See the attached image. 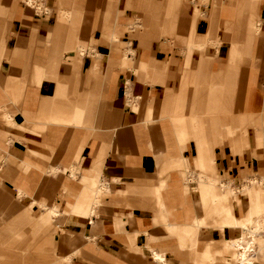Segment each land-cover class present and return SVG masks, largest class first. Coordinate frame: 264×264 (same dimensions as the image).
Masks as SVG:
<instances>
[{
	"label": "crops",
	"instance_id": "obj_1",
	"mask_svg": "<svg viewBox=\"0 0 264 264\" xmlns=\"http://www.w3.org/2000/svg\"><path fill=\"white\" fill-rule=\"evenodd\" d=\"M27 1L0 0V264H199L204 248L235 264L228 245L264 211V0L232 17L235 0ZM232 85L236 115L191 135L183 114L210 90L227 110ZM219 180L238 199L222 220Z\"/></svg>",
	"mask_w": 264,
	"mask_h": 264
},
{
	"label": "bare ground",
	"instance_id": "obj_2",
	"mask_svg": "<svg viewBox=\"0 0 264 264\" xmlns=\"http://www.w3.org/2000/svg\"><path fill=\"white\" fill-rule=\"evenodd\" d=\"M33 0H28L27 2L28 3H31ZM127 1V0H125ZM134 2V1H132ZM137 2V1H136ZM141 4L142 1H139ZM223 2V1H222ZM129 3L131 4V0H129ZM236 3H237V0H235V4L234 6H232L231 8V17L233 16L234 14V10H235V6H236ZM134 5V4H133ZM143 6V5H142ZM154 11H156L154 9ZM157 12V11H156ZM152 13V12H151ZM152 15V14H151ZM155 15V14H154ZM153 17V16H152ZM151 17V18H152ZM156 17V16H155ZM150 18V17H149ZM148 18V19H149ZM154 19V18H153ZM152 19V20H153ZM151 20V19H150ZM149 20V21H150ZM150 23V22H149ZM151 23H153V21H151ZM217 46V45H216ZM129 52H132L133 50H128ZM133 53V52H132ZM255 62V61H254ZM255 64V63H254ZM239 75V73H238ZM237 75V76H238ZM227 94H229V96H231V98L233 99L234 95H235V90L233 89H225L224 90ZM224 92V93H225ZM234 106V105H233ZM255 122V121H254ZM255 126V125H254ZM256 133V132H255ZM256 137V136H255ZM262 145V144H261ZM184 160V159H183ZM203 173H201L202 175ZM195 177L193 175H190L188 177V180L190 181H193ZM205 179V177L203 178ZM196 180V179H195ZM189 181V182H190ZM197 181V180H196ZM199 181V179H198ZM204 182V181H203ZM212 182V181H210ZM224 182V181H223ZM206 183V182H205ZM258 183V180L257 179H253L251 178V180L248 182V184H244L243 185V191H249V190H254L255 185ZM207 184V183H206ZM214 184H218L220 185L222 188V193L221 194H214L213 192V188H212V185L214 186ZM214 184H211V188H210V191L211 192V195H212V203L214 204V202L216 201V203L218 204L219 206V209H220V215L219 213L216 212L215 214V217L216 218H221L224 219V217L226 216V213L228 214L229 212H232L234 211V208H235V205L236 203L238 202V199H237V189H230L228 190L225 186L224 183H221L220 180L215 182ZM263 183L261 182V185ZM201 185H204L203 183H201ZM264 185V184H263ZM209 186H210V183H209ZM215 187V186H214ZM106 191L107 190V186L106 184L104 183L101 188H100V191ZM220 192V191H218ZM256 192V191H255ZM249 194V193H248ZM232 198V201H233V205L231 204V201L229 202L228 199L229 198ZM259 197H261V195L259 194ZM250 201V200H249ZM251 202V201H250ZM93 203V202H92ZM95 203V202H94ZM262 203V202H260ZM96 204V203H95ZM255 204V203H254ZM250 205V204H249ZM256 207V206H255ZM257 209V208H256ZM249 210V209H248ZM52 212L53 213H56V212H59V210H55V209H52ZM96 212V208H92L91 206L89 207L88 209V213H89V216H93ZM163 218V217H162ZM226 218V217H225ZM244 218V217H243ZM168 219V218H167ZM203 219V218H202ZM245 219V218H244ZM258 219V215L257 217L255 216V218L252 217L251 213L249 214L247 220H244V222L240 225V230H241V235L238 239H234L228 246L230 249L233 250V256L235 258V264H253L255 259L256 258V254L261 250V249H264V239H259L257 237L254 236V228L252 227V223ZM196 220V219H195ZM199 220V219H198ZM205 220V219H204ZM221 220L219 221V223H221ZM207 221V220H205ZM257 221V220H256ZM255 221V222H256ZM90 223H92V220L89 221ZM197 222V221H196ZM181 224V223H180ZM200 224V223H199ZM179 225V223H178ZM178 225L176 224V227H178ZM202 225V224H200ZM205 225V224H204ZM207 225V224H206ZM228 225V224H227ZM261 225L263 226V229H264V211L262 212V217H261ZM175 227V226H173ZM175 227V228H176ZM196 227V226H195ZM201 227V226H200ZM199 226H197V228L199 229H202L200 228ZM187 229V228H185ZM183 231V230H182ZM191 231V230H190ZM193 232V231H191ZM195 237V236H194ZM187 239V238H186ZM182 240V238H181ZM184 240V239H183ZM191 240V239H190ZM193 240V239H192ZM190 242V241H189ZM193 243V241L191 242ZM189 243V244H191ZM190 249V248H189ZM223 250V249H222ZM198 252L199 251H196L195 252V257L198 255ZM216 253L215 254H218V250L215 251ZM209 250L208 248H204L201 252H199L200 254V261H198V259L196 258V263L198 262L199 264H215L214 263V259H212L211 257H209ZM149 259L153 262H155L156 264H165L166 263V257H165V254L162 253L161 251H157V250H152L149 254ZM221 261L224 260V258L222 259V257H220ZM205 260H209V262H205ZM228 260V259H227ZM230 260V259H229ZM60 261H64V262H69L70 264V258H65V257H62V260ZM170 263V262H169ZM226 264H230V263H226Z\"/></svg>",
	"mask_w": 264,
	"mask_h": 264
},
{
	"label": "rangeland",
	"instance_id": "obj_3",
	"mask_svg": "<svg viewBox=\"0 0 264 264\" xmlns=\"http://www.w3.org/2000/svg\"><path fill=\"white\" fill-rule=\"evenodd\" d=\"M43 1H44V3H48L46 0H43ZM202 1H204V0H202ZM39 3H40L39 0H37V1L34 0L33 5H35V7H36V5L39 4ZM40 4H41V7H43L42 3H40ZM37 11L39 12V10H37ZM248 12H249L250 15H252V14L256 13V10H249ZM207 38H208V34L203 39H201V41H198V40L195 41V39L191 40V42L195 41L197 43H202L200 48H199V50H198V53H201L207 47H213L214 46L213 44L209 45V43H207ZM233 42L234 41H232L230 43V47L231 48H230V55H229V62L231 63L230 64V69H232L233 71L230 72L231 74L228 73L227 77H230L231 81L234 83V79L237 78L238 73H240L239 64H240V61L242 60V55H241V51L237 53V51H239V50H237V47L234 46ZM221 43H222V40L220 39L219 45ZM191 54L192 55H190L189 58L186 60L187 61L186 65L190 66V67L192 66V64H190V63H192L194 60H195V65H196V59H197L193 55V53H191ZM124 55H125V52H124ZM124 58H125V56H124ZM193 58H195V59L193 60ZM218 89H220V87H218L216 90H218ZM225 89H233V90L236 91L234 85H232L231 87H228V88H224V90ZM224 90H223V92H225ZM209 93H211V96H212L210 98L211 102H206V103H201L200 104V108L203 110L201 113H199V114H196V113L195 114H183L184 117L188 121V130H189L190 134L192 133L191 135H197V132H199L201 126H203L202 127V129L204 130L203 134L208 137V135L210 133V130H209L210 124L209 123H210L211 120L214 121L215 117H217V116L220 119L221 118L220 114H229V115H234V116L236 115V114L233 113V110H232V107L234 105V103H233L234 97H233V100L231 99V101H230L231 103H233L231 105L232 106L231 107L229 102H228L229 99L231 98V96H229V94H227L228 92L224 93V95H225L224 109H227V110H224V111H221V109L217 108V106L219 105L220 102H219V99L217 98V96L214 97V95H213L214 91L210 90ZM214 100H216V101H214ZM163 116H164V114H159V117H163ZM247 118L250 119V114L247 115ZM225 127L226 126H224V125L223 126L219 125L218 126V131L222 132L225 129ZM233 131H234L233 132L234 136H237V137L245 136V133L242 132L241 130H238V129L235 130L234 129ZM220 135H221V133L220 134L217 133V137L218 138L221 137ZM228 190H230V189H228ZM256 220H255L256 222L254 221L252 223V227L254 228L253 229L254 230V236L259 238V239H264V229H263V226L261 225V217H258V219H256ZM196 258H197V256H196ZM255 261H257V259H255ZM255 261H254L253 264H255ZM64 264H69V262H64Z\"/></svg>",
	"mask_w": 264,
	"mask_h": 264
}]
</instances>
